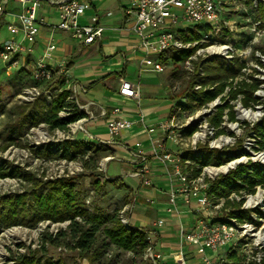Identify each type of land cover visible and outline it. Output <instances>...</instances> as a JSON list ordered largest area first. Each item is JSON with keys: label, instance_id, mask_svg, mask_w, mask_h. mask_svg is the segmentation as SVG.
<instances>
[{"label": "built area", "instance_id": "1", "mask_svg": "<svg viewBox=\"0 0 264 264\" xmlns=\"http://www.w3.org/2000/svg\"><path fill=\"white\" fill-rule=\"evenodd\" d=\"M8 1L0 0V19L9 14L5 6ZM14 1L20 3L22 6L21 10L15 14L16 18L7 23V29L11 34V38H8L0 45V60L7 62L6 72L8 75H11L12 68L20 65L21 56H30L33 53L43 28L47 27L50 30V36L47 38V44L42 56L36 61L29 60L28 64H26V60L22 66L25 68L31 66V77L38 80L40 84L24 86L20 91V96L23 97V101H35L42 95L41 90L46 88L45 93L47 94L45 98L50 103L58 92L64 89L69 90V99H72L87 113L86 117L71 122L67 131L61 130L66 135L65 139H73L75 137L72 134L76 133L77 130L87 132L84 122L89 116L92 102L82 101L80 96L88 91V86L70 80L66 62H61L59 66L51 65L48 62L52 58V53L57 49L55 33L58 31L66 32L71 38L80 41L83 46L87 47L102 39L106 26L99 22L100 17L98 14L92 16L90 22L85 23L81 21V18L85 16L87 11L93 8L91 0H58L56 6L58 8L59 20L56 23H49L44 16L39 14L41 0ZM128 1L129 5L126 13L134 16L128 26V30L139 37V48L145 52L146 57L152 54L157 55L156 60L148 61L153 64V70L156 72L164 70L163 61L159 57L161 54L174 50H187L194 47L197 43L211 42L208 47H205L212 50L210 55L232 59L238 57L235 55L237 51L244 52L246 51L244 49H251L257 35L264 33V18L260 12L264 8V0ZM234 9L238 11L241 17L245 18V22L250 24L248 28L243 27L244 30H240L239 32L240 34L245 33L252 36L250 44L242 46V50L238 49L237 44L232 41V39L237 41L241 38L240 34V37L232 36L227 38L224 43H220L219 41L220 37L225 35L227 28L231 27L228 15ZM111 14V12L107 13V15ZM183 20L199 23L193 29L202 35L200 40L193 42L185 39L183 32L187 34L191 32L190 29H172L174 24ZM237 22L242 24L241 21ZM205 26L209 27V32L200 31L199 28L203 29ZM217 44H219V48L216 49ZM201 47L204 46L202 45ZM195 52L186 59L188 67L191 66ZM255 55L257 59L263 58L264 60V55L260 52L255 51ZM239 58L244 59L243 57ZM260 62L263 64L262 60ZM248 68H245V70ZM56 75H64L66 77L65 85L61 87L52 85L58 77ZM46 81L47 83L50 81V83L45 84L44 82ZM195 88H200V85H197ZM119 93L138 102L141 100L140 84L126 78L121 80ZM121 112L120 107H114L110 113L108 109L103 108L101 115L107 116L108 113L110 115L108 130L111 137L106 140L103 138L91 139H96L98 143L107 144L111 147L121 146L125 148L130 154L129 162L134 166L132 175L139 178L140 187L143 189L150 188L156 194L159 190L152 183L151 169L148 163L149 158L142 149V143L136 142L134 147L129 148L120 139L122 133L133 124V121L122 116ZM65 113V111L60 112L61 115ZM177 114V112L173 111L169 120L159 125L164 136L151 142V156L155 161L162 164V171L170 183V190L166 194L168 198L167 212L180 216L179 201H182L187 206H195L192 210L194 214L201 213L198 220L192 226H189V228L185 229L181 226L180 246L172 254L175 257V264H187L186 244L199 248L201 251L200 264H232L233 261L229 258V253L224 256L219 253L221 249L225 248L229 252L235 251L238 253L243 264H261L264 255V218L259 217L255 210L257 208L264 210V186L258 185L254 192H232L227 197L218 198H215L209 192L212 180L235 169L241 163L242 158L245 159L242 163H246L250 160L248 159L249 157L245 154V156L236 157L219 166L205 165L200 172H195L196 165L194 162L184 157L186 151L197 150L198 142L204 141L207 137L213 138V141L210 143L211 146L208 144L212 148L224 149L223 147L227 144L219 142L222 141L223 134L217 135L216 129L210 125L206 130L200 128L188 136L190 138V141L187 143V146L190 147L188 150L173 152L165 149V144L168 140L178 145L182 143L183 137H185L183 130L177 131L175 129ZM140 120L143 124L145 123L144 115H141ZM40 125L47 126L44 123ZM59 130L57 129V132H61ZM44 134L46 138H49L47 132ZM104 158L108 162L114 159V156L109 155ZM105 178L110 179L107 176ZM149 200L153 202L154 197L149 198ZM228 200L232 202L242 201L241 209L248 210L253 219H258L260 223L257 224L251 220H240L239 218L229 216L228 212L231 208L229 206L226 207ZM127 207L128 204L123 207L120 216L124 224L133 226L123 216L126 213ZM164 224L165 220L159 218L152 223L149 229L137 226L148 233L149 245L145 251L144 259L150 264H162L163 262L164 254L157 248L156 238L159 234V228ZM209 250L217 251L218 255L216 257L210 256L208 254Z\"/></svg>", "mask_w": 264, "mask_h": 264}, {"label": "rangeland", "instance_id": "2", "mask_svg": "<svg viewBox=\"0 0 264 264\" xmlns=\"http://www.w3.org/2000/svg\"><path fill=\"white\" fill-rule=\"evenodd\" d=\"M41 4L46 6L47 0H41ZM228 16L231 27L227 28L225 35L220 37V43H224L227 38L232 36L240 37V30H244L243 27L248 28L250 26L249 23L245 22V18L239 15L236 9L231 11ZM58 20V15H53L51 17V22H58ZM237 21H241L242 24ZM197 25H199L198 22L183 20L174 24L172 29L189 30L195 28ZM199 29L201 32H209V27L207 26L203 27V29ZM183 33V36L187 41H197V38L194 37V34L191 32L187 34L185 32ZM199 35L200 40L202 35L200 33ZM55 37L57 39V44H59V41L79 44L78 40L70 38L60 31L55 33ZM8 38H11V36L6 30V26L2 25L0 31V45H2ZM209 44H211V42L195 44L194 47H196V52L193 55L190 67H188L186 60H168L166 63L163 62L164 70L159 73H143L141 79L138 72L130 73L132 75L131 79L133 78L134 80H139L141 82L142 105L159 108L158 110H155L153 114L147 115V123L152 124L154 127L161 125L169 120L168 116L170 110L173 113V106H177L178 114L175 127L177 131L183 130L192 123L197 124V129L201 128L206 130L210 127L211 118L215 116L216 113L218 114V105L225 103L223 99L218 97L205 106L198 107L197 109L194 108L192 112L187 109L184 111L182 110V107L178 105L182 100L181 95L191 86L192 77L196 73H203L202 71H197L194 62L212 57V55H210L212 50L205 48L206 46L208 47ZM202 45L204 47H201ZM253 45L259 48L256 52L258 51L264 55V51L260 49L264 48V33L262 35H257L254 39ZM75 46L77 47V45ZM218 46L219 44H217L216 49L219 48ZM238 47V49H243L242 46L238 45ZM43 49L44 48H41V44H39V47L36 50L34 49L35 51L32 56L35 60H38L42 56ZM244 50L246 51H237V54L235 55L243 57L244 59L251 58L254 48L251 47V49ZM26 57V55L21 56L20 65L12 68L11 75H8L6 72L7 62L0 60V163L9 166L12 170H19L18 172L21 174L20 176L0 177V198L2 196L23 193L25 191L31 192L33 181L27 179V177L25 178V175L34 176L39 180H43V182L62 177L73 178L78 182L79 187L86 191V206L91 211L94 210L96 202L98 206L100 205L104 210L114 212L122 205L124 197L128 195L129 203L125 211L126 213H124L123 216L129 220L132 225H134L135 221H138V224L140 225L141 222H143L142 219H145L144 217H150L148 214L149 211L152 212L150 208H152L154 212L159 206L146 203V198H139L141 194L138 195L137 190H142L143 188L140 187V180L132 175L134 172V166L129 162L128 158L122 157V159H120L121 157H117V154L114 152L110 155L114 156V159L107 162L103 157L99 161L97 170H92L86 168L83 165V160L80 158L73 160L63 157L49 159L39 154L42 150L51 147L53 150H56L58 148V143L63 141L66 138V135L61 130H59L61 132H57V129L50 130L44 125L27 127V124L25 123V125L22 126L24 113L28 112L30 105L33 104L32 102L36 101H23V97L20 96L21 87L24 84L26 86V84L31 81L25 78V76H28L29 74H26L25 71L22 70V66L26 62ZM73 59L74 66L70 70L73 80L77 79L84 83L97 77L98 74L95 73V71H91L90 74L87 73L89 69H92V64L97 62L96 58H90L87 54L80 53ZM88 60L90 64H84V62ZM260 60H262L263 64H261ZM81 62H83V64ZM248 67L246 70L247 73H252L255 77L264 80L263 58L257 59L256 56L252 57V59L248 61ZM26 70L32 72V67L30 66L29 68H26ZM21 80H23V83L20 82ZM110 83L115 87L113 81H110ZM228 90L229 88L226 89L224 94H227ZM45 92L46 88H43L40 97H45L47 94ZM256 95L260 100L264 101V84L256 92ZM241 98L242 97H239V99H231L230 97H227V100H230L229 104L233 105V110L238 121H230L227 114L223 116L221 127L224 129V133L222 135V141L219 142L227 144L223 147L225 152H231L233 154L241 152V154H243L241 156H245L246 154L249 157L248 159L264 163V149L257 150L258 139L255 138L251 129L264 116V105H256L255 108H245L241 103ZM103 101H106V104L109 103V105H113V102H111L109 98H106V96ZM171 107L173 108L171 109ZM225 112H228V109H226ZM246 112L256 113L257 115L253 119L247 118L245 116ZM148 119L151 121L149 122ZM45 132L49 134V138L45 137ZM76 134L86 140L98 142L96 139H90L87 134L83 135L82 132L79 133L78 130L76 133H73L72 136L77 138ZM10 135H13V137L16 138L15 141L10 142ZM183 135L185 137H183L182 143L178 145L168 140L165 144L167 149L173 152L188 150L190 147L187 146V143L190 141V138L186 133ZM132 137L133 135L131 134V138ZM141 139L143 138L140 137V141ZM212 139L213 138L211 137H207L204 141L198 142L197 145L198 147L206 143L210 145L213 141ZM226 140H228V142H226ZM240 144L242 147L239 146ZM114 148L117 149V147ZM143 148L147 149L148 147L144 146ZM243 149L245 152L241 151ZM35 150H37L38 153ZM90 154L92 153L90 152L89 155ZM239 155L240 153L238 154V157H240ZM244 160L245 159L242 158L241 163ZM158 174L161 175L162 173ZM105 176L110 179L119 178L120 182H111V180L109 181ZM163 178H165L164 174ZM153 179L154 183L159 185L160 178L153 176ZM97 180H100V183L102 184L104 183L103 191L106 192L104 197H101L97 193L95 184ZM166 189H168V187ZM135 195L137 198H135ZM134 199H136V205ZM200 215L201 213L194 214L188 212L182 217L184 226H192L194 222L198 220ZM155 217L156 216L153 213L151 218L153 219ZM68 223V221L54 222L52 220H42L36 225H31L30 221L25 224L19 223L11 226H4L3 223H0V264H16V262H18L23 256L35 257V260L42 264L47 261L53 262L54 264H58V262L62 264H102V262L106 263L108 261L113 262V264H146L143 263L140 258L136 259L131 252H124L114 247L109 248L107 256L102 259L101 263L100 261L92 262L86 257H81L78 249L72 248L71 246L57 245L48 240L46 237L48 234L56 236L60 230L67 229ZM143 227L145 229L150 228V226L146 225H143ZM171 234L170 237L175 243H177L178 237L174 233ZM104 237L105 236L101 234L99 240H103ZM219 253L224 256L225 254H228L229 251L225 248L221 249ZM208 254L212 257H216L218 252L209 250ZM148 264L150 263L148 262Z\"/></svg>", "mask_w": 264, "mask_h": 264}, {"label": "trees", "instance_id": "3", "mask_svg": "<svg viewBox=\"0 0 264 264\" xmlns=\"http://www.w3.org/2000/svg\"><path fill=\"white\" fill-rule=\"evenodd\" d=\"M260 12L264 18V8ZM190 31L199 40V32L194 29H190ZM240 35L241 38L237 41L232 39V41L237 46H248L252 36L245 33ZM253 48L252 56L249 59H241L239 57L228 59L223 56L212 55L209 59L194 62L197 71H202L203 73H196L191 79V86L181 95L182 100L178 105L182 107V110L185 111L187 109L192 112L194 108L205 106L218 97L223 99L225 103L218 105V114L216 113L210 120L211 125L217 131L216 134L220 135L224 133L221 123L225 114H227L230 121H238L233 105L229 104L230 100H227V97L231 99L242 97L241 103L245 108H255L256 105H264V101L260 100L256 95V92L264 84V80L255 77L252 73H247L245 70L248 61L256 56L255 51L259 49L254 45ZM260 49L264 51V48ZM195 50L196 47L184 51L174 50L167 53L168 56H166L167 54H161L159 57L164 62L168 60H186ZM26 74L29 75L25 76V78L31 80L30 83H27L28 85L40 84L38 80L31 77L30 72H26ZM20 82L23 83V80ZM65 82L66 77L59 75L52 85L61 87L65 85ZM44 83L48 84L50 81ZM197 85H200V88L196 89ZM24 86L25 84L21 89ZM227 88L229 90L227 94H224ZM69 96L70 91L64 89L58 92L50 103L47 102L45 97L38 98L35 102H32L33 104L30 105L29 111L24 113L22 126L26 123L27 127H35L44 123L50 130L60 129L67 131L71 122L87 116V113L72 99H69ZM177 109V106H175L174 110H172L177 112ZM226 109H228V112H225ZM61 111L66 113L61 115ZM251 129L255 138L258 139L257 150L264 149V116ZM196 130L197 124L192 123L184 128L183 132L191 135ZM9 138L10 142L16 139L13 135H10ZM239 146L242 147L241 144ZM35 151L38 153L37 150ZM241 151L245 152L244 149ZM90 152L92 154L89 155ZM114 152L115 149L107 144L83 138H71L64 139L58 143L56 150L51 147L42 150L39 154L49 159L63 157L73 160L80 158L86 168L97 170L99 161ZM239 153V156L243 155L241 152ZM238 154L225 152L224 149L212 148L206 143L199 146L197 150L186 151L184 157L194 162L196 165L195 172H200L205 165L219 166L235 159ZM18 171L0 163V177L20 176L21 174ZM24 177L33 181L31 192L25 191L0 198V223H3L4 226L19 223L25 224L28 221H30L31 225H36L42 220L68 221L66 230H60L56 236L48 234L46 236L48 240L57 245L71 246L78 249L81 257H86L92 262L100 261L101 263L102 259L107 256L109 248L114 247L124 252H131L136 259L140 258L143 263L148 264V261L144 259L145 251L149 245L147 231L141 230L134 225L128 226L124 224L120 216L123 207L129 203L128 195L124 197L122 205L114 212L104 210L96 202L94 210L91 211L86 206V191L81 189L78 182L73 178L62 177L43 182V180H39L34 176L25 175ZM108 180L120 182L119 178ZM95 184L98 195L104 197L106 195V192L103 191L104 183L102 184L100 180H97ZM258 185L264 186V163L248 160L246 163L238 164L235 169L227 174H222L212 180L209 192L215 198L227 197L232 192H254ZM226 203V207L229 206L231 208L228 212L229 216L240 220H251L257 224L260 223L258 219H253L248 210L241 209L242 201L232 202L228 200ZM255 211L259 217L264 218V210L257 208ZM101 234L105 237L100 241ZM228 256L233 261L232 264H243L240 256L235 251H230ZM132 260L134 261L133 258ZM16 264L42 263L35 260V257L23 256ZM44 264L54 263L47 261ZM58 264L62 263L58 262ZM102 264H113V262H102ZM261 264H264V255Z\"/></svg>", "mask_w": 264, "mask_h": 264}, {"label": "crops", "instance_id": "4", "mask_svg": "<svg viewBox=\"0 0 264 264\" xmlns=\"http://www.w3.org/2000/svg\"><path fill=\"white\" fill-rule=\"evenodd\" d=\"M57 1L58 0H47L46 6H43L42 4L40 6L39 14L44 16L49 23H56L51 22V17L53 15H58V8L56 6ZM91 1L93 4V8L87 11L85 16L81 18V21L85 23L88 21L90 22L91 17L95 14H98L100 17L99 22L106 26L102 39L87 47L83 46L80 41L79 44L59 41V44H57V49L54 51V53H52V58L48 60V62L54 66H59V64L63 61L66 62L67 68L69 70V78H71L70 80L82 83L80 80L72 79L70 70L74 66L73 58L80 53H85L90 56V58L93 57L97 59V62L92 64V69H89L87 72L90 74L91 71H95V73L98 74L97 77L90 79L89 82L82 83L88 86V91L81 94L80 97L83 102H92V104L90 106L89 116L84 122V125L87 128V132L79 131V133L82 132L83 135L87 134L90 139L96 137L103 138L105 140L109 139L111 137L108 130V121L110 119L109 113L114 107H120L122 110L121 115L133 121L132 126L122 133L120 139L122 142L128 145L129 148L134 147L136 142H141L142 147H148L147 149H142L149 158L148 163L151 169L152 183L159 190L158 192H156V194H154L150 188H145L140 192L137 190L138 195L141 194L139 198H146V203L155 204L156 206L158 205L159 208L154 212L153 209L150 208V210L152 211L150 212L148 210V214L150 215V217H144L145 219H142L143 222H141L140 225L138 224V221H135L134 225L142 227L143 225H146L151 227L154 221L159 218H163L165 220V224L158 230L159 234L156 238V246L164 254L162 264H175V257L172 256V254L176 252L180 246V228L181 226L185 229L189 228V226H184L182 217H184L188 212L193 213L192 210L195 208V206H187L182 201H179V208L181 210L180 216L169 214L167 212L168 198L166 194L170 190V183L166 177L163 178L164 173L162 171V164H160L158 161H155V159L151 156V142L153 140L161 139L164 134L159 125L157 127H154L152 124L146 122L147 115L153 114V112L155 110H158L159 108L155 106H143L142 100L138 102L133 98L124 97L119 93L121 80L123 78H126L130 81L140 84L142 99L141 82L139 80H134L133 78L131 79L132 75L130 73L138 72L140 79L143 73H159L154 71L153 64L151 62H148L156 60L157 55L152 54L146 57L145 52L139 48V37L128 30V26L131 23L132 18L134 17L133 15H128L126 13V9L129 5L128 0ZM5 6L9 14L0 19V31L2 25H5L6 30L8 31L7 23L16 18L15 14L21 10L22 5L15 2L14 0H9ZM108 12H111L112 14L107 15ZM8 33L11 36L9 31ZM64 34L70 37L68 33L65 32ZM49 36L50 30L47 27H44L41 36L38 38V43L36 44L35 50L39 47V44H41V48H44V52L45 46L47 44V38ZM75 45H77L78 48ZM33 53L30 56H27L26 64H28L29 60L36 61L32 56ZM162 61L164 62L163 59ZM81 63L83 64V62ZM85 63L86 65L90 64L89 60L85 61L84 64ZM22 70L25 71V73L29 72L25 67H22ZM110 81H113V83H115V87L112 86ZM105 96L106 98H109L111 102H113V105H109V103L106 104V101H103ZM173 107H171V109ZM103 108L108 109L109 113L107 116L101 115V111L103 110ZM141 115H144V124L140 122ZM171 115L172 112L170 110L168 117L170 118ZM148 120L149 122L151 121L150 119ZM131 134L133 135L132 138ZM76 136L77 138H81L77 134ZM140 137L143 138L141 139V141ZM114 149L117 157H121L120 159H122V157H126L128 159L130 158V154L125 148L118 146L117 149L119 150H117L116 148ZM165 149H167L166 146ZM158 173L162 174L159 175ZM153 176L160 178L159 185L154 183ZM167 187L168 189H166ZM152 196L154 197L153 202L149 200V198H152ZM135 198H137L136 195ZM134 203L136 205V199H134ZM153 213L156 217L152 219L151 217ZM171 233H174L178 237L177 243H175V241H173L170 237L172 235ZM185 251L187 264H200L201 251L198 247L186 244Z\"/></svg>", "mask_w": 264, "mask_h": 264}, {"label": "bare ground", "instance_id": "5", "mask_svg": "<svg viewBox=\"0 0 264 264\" xmlns=\"http://www.w3.org/2000/svg\"><path fill=\"white\" fill-rule=\"evenodd\" d=\"M256 115H257L256 113H252V112H246V113H245V116H246L247 118H251V119L255 118Z\"/></svg>", "mask_w": 264, "mask_h": 264}]
</instances>
